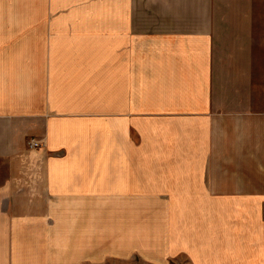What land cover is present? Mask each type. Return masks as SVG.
Here are the masks:
<instances>
[{
    "label": "crops",
    "instance_id": "crops-1",
    "mask_svg": "<svg viewBox=\"0 0 264 264\" xmlns=\"http://www.w3.org/2000/svg\"><path fill=\"white\" fill-rule=\"evenodd\" d=\"M214 203L264 214V0H0V264H196Z\"/></svg>",
    "mask_w": 264,
    "mask_h": 264
},
{
    "label": "rangeland",
    "instance_id": "rangeland-1",
    "mask_svg": "<svg viewBox=\"0 0 264 264\" xmlns=\"http://www.w3.org/2000/svg\"><path fill=\"white\" fill-rule=\"evenodd\" d=\"M233 10L248 9L247 4H232ZM263 85V84H262ZM224 90V84H221ZM136 115V113H134ZM137 131H133V139L139 140ZM224 197V196H223ZM213 198H215L213 196ZM217 198V197H216ZM187 210L175 220V238L177 247L191 244V252L196 264H264V231L258 227V221H264V214L259 219L258 211H235L214 209ZM108 206L102 201V208ZM160 212H150V215ZM112 215L111 219L118 217ZM147 216L145 218L150 217ZM207 216V217H206ZM139 219L138 217L134 216ZM109 218V219H110ZM166 218V215H165ZM118 220V219H117ZM174 223V222H173ZM174 223V224H175ZM206 223V224H205ZM134 228L139 230V223L134 222ZM259 233L257 238L255 234ZM254 235V236H253ZM84 264H193L188 254L170 258L162 263L141 259L133 255L127 258L105 256L96 263ZM248 264V263H247Z\"/></svg>",
    "mask_w": 264,
    "mask_h": 264
},
{
    "label": "built area",
    "instance_id": "built-area-1",
    "mask_svg": "<svg viewBox=\"0 0 264 264\" xmlns=\"http://www.w3.org/2000/svg\"><path fill=\"white\" fill-rule=\"evenodd\" d=\"M29 146H30V147H38V146H39V143H38V141L31 140V141L29 142Z\"/></svg>",
    "mask_w": 264,
    "mask_h": 264
}]
</instances>
